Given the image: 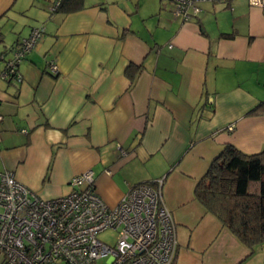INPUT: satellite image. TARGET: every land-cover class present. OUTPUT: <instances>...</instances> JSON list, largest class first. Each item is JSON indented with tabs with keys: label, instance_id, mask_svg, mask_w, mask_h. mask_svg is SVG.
<instances>
[{
	"label": "crops",
	"instance_id": "crops-1",
	"mask_svg": "<svg viewBox=\"0 0 264 264\" xmlns=\"http://www.w3.org/2000/svg\"><path fill=\"white\" fill-rule=\"evenodd\" d=\"M53 1L0 0V51L44 27L22 80H0V170L46 199L91 169L109 205L162 177L172 264H264L193 197L224 144L264 149V8L199 0L185 20L170 0Z\"/></svg>",
	"mask_w": 264,
	"mask_h": 264
},
{
	"label": "built area",
	"instance_id": "built-area-1",
	"mask_svg": "<svg viewBox=\"0 0 264 264\" xmlns=\"http://www.w3.org/2000/svg\"><path fill=\"white\" fill-rule=\"evenodd\" d=\"M170 1L174 13L185 20L200 10L199 0ZM58 2L53 1L51 10ZM248 3L264 8V0ZM43 33V25L34 26L10 50L0 51V80H22L19 63ZM47 67L57 72L54 61ZM162 182L161 177L137 183L109 205L97 193L91 169L71 177L67 194L46 199L12 171L0 170V264H94L103 256L107 264H172L176 223L163 199ZM105 230L116 233L113 244L99 239L98 233Z\"/></svg>",
	"mask_w": 264,
	"mask_h": 264
},
{
	"label": "trees",
	"instance_id": "trees-1",
	"mask_svg": "<svg viewBox=\"0 0 264 264\" xmlns=\"http://www.w3.org/2000/svg\"><path fill=\"white\" fill-rule=\"evenodd\" d=\"M73 2L59 0L54 11L77 8ZM193 197L253 253L264 244V149L247 153L224 144L194 184Z\"/></svg>",
	"mask_w": 264,
	"mask_h": 264
},
{
	"label": "rangeland",
	"instance_id": "rangeland-1",
	"mask_svg": "<svg viewBox=\"0 0 264 264\" xmlns=\"http://www.w3.org/2000/svg\"><path fill=\"white\" fill-rule=\"evenodd\" d=\"M118 1L119 2L123 1L125 3L128 0H118ZM168 3H170V2L169 1H166V0H161V4H168ZM170 6L173 7L174 5L173 4H170ZM0 67H1V64H0ZM115 236H116V233L114 231H112V230H105L103 232L98 233L99 239H101V240H103V241H105V242H107L109 244H113L115 242ZM2 259H3V256L0 254V261ZM94 264H107V257L106 256H103V257L97 259Z\"/></svg>",
	"mask_w": 264,
	"mask_h": 264
}]
</instances>
